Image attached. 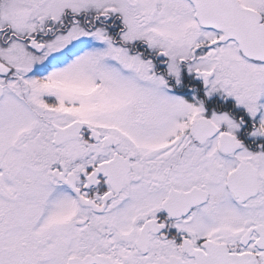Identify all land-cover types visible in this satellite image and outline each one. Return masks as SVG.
Masks as SVG:
<instances>
[{
    "label": "snow or ice",
    "instance_id": "snow-or-ice-1",
    "mask_svg": "<svg viewBox=\"0 0 264 264\" xmlns=\"http://www.w3.org/2000/svg\"><path fill=\"white\" fill-rule=\"evenodd\" d=\"M0 264H264V0H0Z\"/></svg>",
    "mask_w": 264,
    "mask_h": 264
}]
</instances>
